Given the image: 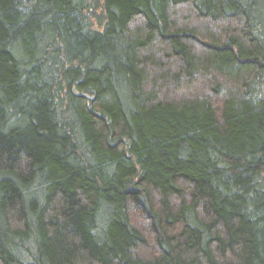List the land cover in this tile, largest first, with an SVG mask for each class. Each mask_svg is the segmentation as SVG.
Here are the masks:
<instances>
[{
    "label": "trees",
    "instance_id": "1",
    "mask_svg": "<svg viewBox=\"0 0 264 264\" xmlns=\"http://www.w3.org/2000/svg\"><path fill=\"white\" fill-rule=\"evenodd\" d=\"M0 264H264V0H0Z\"/></svg>",
    "mask_w": 264,
    "mask_h": 264
}]
</instances>
